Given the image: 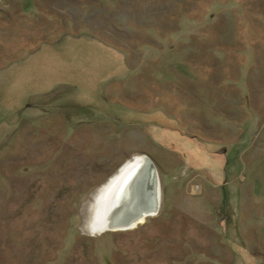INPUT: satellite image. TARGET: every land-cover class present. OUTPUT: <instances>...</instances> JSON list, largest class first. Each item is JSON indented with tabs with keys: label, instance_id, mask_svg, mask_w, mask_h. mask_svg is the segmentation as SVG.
I'll return each mask as SVG.
<instances>
[{
	"label": "rangeland",
	"instance_id": "rangeland-1",
	"mask_svg": "<svg viewBox=\"0 0 264 264\" xmlns=\"http://www.w3.org/2000/svg\"><path fill=\"white\" fill-rule=\"evenodd\" d=\"M143 156L157 211L103 229ZM254 260L264 0H0V264Z\"/></svg>",
	"mask_w": 264,
	"mask_h": 264
},
{
	"label": "bare ground",
	"instance_id": "bare-ground-1",
	"mask_svg": "<svg viewBox=\"0 0 264 264\" xmlns=\"http://www.w3.org/2000/svg\"><path fill=\"white\" fill-rule=\"evenodd\" d=\"M143 157L144 159L139 157L129 161L118 176L113 178L114 184H111V188L104 192L105 207L103 206V208L106 211L102 209L101 225L103 229L131 228L142 222L145 216L153 215L157 211L159 197L157 181L156 179L151 180L150 160L146 156ZM141 183L142 193L140 196L145 198L144 201H141L143 199L140 200V196L136 195L137 187L139 188Z\"/></svg>",
	"mask_w": 264,
	"mask_h": 264
},
{
	"label": "water",
	"instance_id": "water-1",
	"mask_svg": "<svg viewBox=\"0 0 264 264\" xmlns=\"http://www.w3.org/2000/svg\"><path fill=\"white\" fill-rule=\"evenodd\" d=\"M150 163H151V166H152V172H151V180L152 181H154L155 180V172H154V167H153V164H152V162L150 161Z\"/></svg>",
	"mask_w": 264,
	"mask_h": 264
},
{
	"label": "crops",
	"instance_id": "crops-1",
	"mask_svg": "<svg viewBox=\"0 0 264 264\" xmlns=\"http://www.w3.org/2000/svg\"><path fill=\"white\" fill-rule=\"evenodd\" d=\"M252 250H253V249H252ZM252 250H251V251H252ZM229 251H230V250H229ZM253 262H254L253 264H257V263H258V264H263L264 260H261V261H260V260H254Z\"/></svg>",
	"mask_w": 264,
	"mask_h": 264
}]
</instances>
